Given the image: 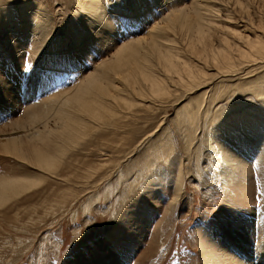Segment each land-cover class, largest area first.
<instances>
[{"label": "rangeland", "instance_id": "374dc122", "mask_svg": "<svg viewBox=\"0 0 264 264\" xmlns=\"http://www.w3.org/2000/svg\"><path fill=\"white\" fill-rule=\"evenodd\" d=\"M27 1L3 0L5 11L14 22L8 29L19 28L20 33L35 31L38 19L25 17L30 12L21 9ZM42 1L49 10L45 18L56 23L51 44L56 45L57 52L37 50L42 36L32 35L23 42L18 32L11 50L7 49L1 34L7 28L2 22L7 15L6 12L0 15V90H5L0 93V127L21 117L24 108L34 104L37 109L48 97L75 86L124 41L148 39L145 22L150 17L154 24L171 6L162 0H149L146 9L150 14L143 19L145 12H140V16L132 11L135 9L130 0L127 5L118 0L113 5L110 0H102L106 21L112 22L113 29L107 34L111 41L94 39L89 32L85 45L75 46L73 38L68 37L80 19V14L74 12V0H35V3L42 7ZM218 1L217 25L238 27L253 38L261 34L264 0ZM190 2L179 0L177 4ZM228 31L231 29L224 28L221 32L224 35ZM177 39L184 41L178 35ZM262 73V69L248 74L241 71L214 80L203 89L208 94L200 97L206 98L205 106L214 111L217 122L242 107L235 106L237 97L232 95L233 88L241 81L243 87L251 85L256 75ZM182 102L171 98L167 104L137 108L134 117L123 121L124 126L116 133L108 131L109 139H103L97 132L89 138L87 149L81 148L68 156L71 160L61 173L66 172L69 182L64 181L63 175L51 176L5 204L0 209V264H228L229 256L240 264L241 260L244 264H264L261 256L264 257V174L257 154L252 151L255 144L246 141L240 145L243 150L237 148L234 153L235 157L241 155L244 162L240 166L243 175L240 186L244 189L239 187L242 177L236 180L227 177L225 181L228 169L210 165L206 162L208 158L202 159L199 174L194 148H188L175 123ZM253 113L254 118L264 116V109ZM166 125L172 131L176 155L168 160L158 159L146 171L143 163L155 145L153 140L147 147L150 133L157 129L152 136L156 139ZM194 142L201 144L205 156L208 153L203 148L205 142L199 138ZM101 163L108 165L92 171ZM207 163L209 166L205 167ZM16 164L14 159L0 154L1 175H13ZM180 169L186 174L185 187L176 198ZM90 174L94 176L85 179ZM209 245L215 248L212 254L206 251L212 248ZM219 250L228 254H222L226 261L220 258Z\"/></svg>", "mask_w": 264, "mask_h": 264}, {"label": "bare ground", "instance_id": "6f19581e", "mask_svg": "<svg viewBox=\"0 0 264 264\" xmlns=\"http://www.w3.org/2000/svg\"><path fill=\"white\" fill-rule=\"evenodd\" d=\"M114 1L110 0V3ZM118 1L126 3L125 5L129 3L127 0ZM42 2L43 6L40 7L35 0H28L26 7L21 8L22 11L30 12L25 14V17L38 19V25L31 33H26L22 29L20 33L19 28L8 29L14 24L13 18L5 11L6 3L0 0V15L3 12L7 15L2 21L7 28L1 33L7 49L11 50L12 41L16 39L15 33L18 32L23 42L29 41L32 35L37 38L42 36L41 42L35 41L36 44L40 42L37 50L57 52L56 45L51 44L53 33L56 32V23L45 18L49 10L44 1ZM162 2L171 6L163 16L161 15L160 20L152 24V20L148 18L150 13L146 9L149 0H130V4L134 5L132 8L135 9L132 11L139 13L144 11L142 18H148L149 22L144 21L145 28L148 29V39L137 37L131 41H124L112 54L97 63L95 69L87 73L75 86L48 97L37 109L34 104L24 108L21 117H16L9 124L0 127V154L17 162L13 175H9L8 172L6 175L0 174V209L11 200L38 187L40 183H45L42 181L51 176L54 178L63 175L64 181L69 182L64 175L66 172L61 173L65 164L71 160L68 156L81 148L87 149L85 145L89 144L87 143L89 138H93L95 133L99 132L100 136L107 140L111 133L108 131L116 133L121 125L124 126L122 122L133 116L137 108H153L158 103L167 104L171 98L183 100L181 107L176 111L178 118L175 123L188 148H194L199 174L202 159L206 158V161L208 158L206 162L210 165L228 169L225 171L228 173V176H224L225 181L227 177L230 179L233 176L232 180L242 177L239 187L241 190L244 189L240 186L243 183L240 166L244 162L241 155L237 154L238 157H235L234 153L237 148L241 150L240 145L246 141L255 144L252 151L257 154L264 174V116L260 114L261 118L253 117V111L264 109V73L256 75L257 78L255 77L256 80L251 85L248 83V86L245 84L243 87L241 81L233 88L232 95L237 97L235 106L242 107L228 113L227 117L218 122L215 120L217 116L215 117L214 111L210 112L209 107L205 106L206 98L200 97L208 92L207 89L203 90L205 87L221 77L237 75L241 71L246 74L260 69L264 71V27L261 34L258 33L254 38L250 34H244V31H239L238 27H220L216 20L220 13L218 0H191L190 3L184 4H177L175 0ZM73 7L74 12L80 14L79 24L70 34L71 37L68 34L69 38H73L75 46L85 45L86 34L89 32L95 36L94 39L98 38L105 43L111 41L107 34L113 29L112 22L110 19L106 21L104 1L74 0ZM221 28H229L231 31L223 35ZM244 29L246 30V27ZM177 35L184 41H178ZM1 89L4 94L5 90ZM2 92L0 90V93ZM248 103L251 107L247 106ZM160 126L161 124L157 125V129ZM166 126L158 133L156 139H152V136L159 129H156L155 133H150L147 147L152 145L153 140L155 145L143 163L146 171L155 166L158 159L168 160L175 153L173 134L169 130V125ZM198 138L200 142H205L203 148L208 151L205 156L202 155L204 151L200 150L201 144L194 142ZM103 147L105 148V145ZM208 163L204 166L208 167ZM106 165L108 163L98 164L92 171L101 170ZM96 173L98 171L93 172L94 175ZM94 175L90 174L85 179L89 180ZM185 175L180 169L176 179L178 189L176 198H179L182 194L180 192L184 190ZM108 183L107 186L110 188L111 184ZM101 196L100 194L99 197ZM211 247L206 251L212 254L215 248ZM223 253L220 251V258L225 260L228 254L224 253L225 256ZM216 256L214 257L219 259ZM261 256L263 259V255ZM229 257L230 264H240L231 259L232 256ZM241 262L245 263L242 260Z\"/></svg>", "mask_w": 264, "mask_h": 264}]
</instances>
